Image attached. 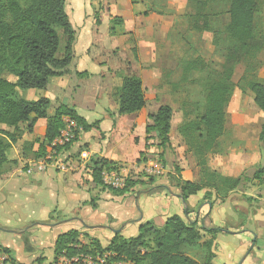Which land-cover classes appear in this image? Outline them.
Instances as JSON below:
<instances>
[{"label":"rangeland","instance_id":"rangeland-1","mask_svg":"<svg viewBox=\"0 0 264 264\" xmlns=\"http://www.w3.org/2000/svg\"><path fill=\"white\" fill-rule=\"evenodd\" d=\"M257 1L258 9L255 17L254 31L255 36L264 46V0ZM99 5H102V7L99 9L98 13H104L106 6H110V4H106L105 1L100 2ZM228 5V1L210 2L205 8L204 14L208 20L212 33L195 31L192 29V24H195L198 28H201L203 25V21L200 17L197 18L196 22L191 20V18L194 17L195 10L187 11L185 8L175 13L176 9L174 8L173 12L176 14L177 19L173 25L174 30L172 29L167 36L164 37L162 35V29L157 26H153V29H155L154 35L150 36L147 35V33H142L141 35L139 30L144 32V30H149V28L152 27L151 23L146 21L145 24H142L143 28H138V37H130L128 43L133 47L130 51L123 52V50L116 49L112 54V51L109 49L105 56H103V54L101 55V57H105L103 60L108 56L106 61H110V63L113 62V57H115L116 60L120 57L119 60H125V62H127V59L133 61L134 59L137 60L138 43L139 45L143 44L141 41L155 43L154 51L151 53L147 52L146 54L155 57L154 60L157 59L155 61L156 68L152 66L137 70L136 65H132V68L128 70L127 73H141L143 75L148 110L152 102H154V98H156L155 102L166 104L171 107L173 111L171 122L174 130L172 138L174 141L181 139L176 132V128L186 122L193 121L196 116L203 112L204 107L205 80L208 78V75L204 72H192L185 77L186 79L182 80V71L185 65L199 58L205 62L209 70L217 73L223 72L225 61V51L223 48L227 42L224 28L228 23ZM143 7L142 10H146L145 5H143ZM90 9V0H66L65 12L69 14L71 24L74 25V30L77 33L73 50V52H75L74 59L68 67L73 75L75 72L83 71H87L88 73H93L95 71L97 74L99 71L97 72L96 68H101L100 70H102L104 74L109 73L107 71L109 69V64L107 62L98 66L92 61L93 55H95L93 53H90L89 56L91 60L88 59L83 68H79L78 63H80L83 58L85 59L86 56V45L93 40V32L91 31L93 29V25H91L92 15L89 14V12H91ZM165 9V11L168 10V5L165 6ZM129 22L131 23V20ZM130 25L133 26L136 25V23H131ZM106 28V25H102L100 29L101 43L104 49H107L106 47L108 46V43L107 46L105 44L103 35ZM59 36L60 46L57 57L62 55L65 44V38L61 32H59ZM214 38L220 40L221 45L219 49L214 47ZM117 41L113 40L109 45H114ZM123 45L127 48V43ZM119 51L120 53H118ZM247 67L250 69L246 73ZM4 78L10 82H15L12 76L4 75ZM249 81H258L264 85V49L257 55L255 60H243L235 67L232 77L234 91L225 109V131L221 139L220 151L217 152V154L208 155L209 169L218 173L222 178L226 176L238 177L242 173L251 176L257 168L264 166V147L258 142V135L264 124V116L254 105L253 96L246 89V85ZM56 82L58 81L52 79L50 85ZM74 83L73 89H75V91L72 93L73 96H71V100H79L80 105H82L81 107H86V103H94L97 107L94 115H85L91 112L78 109V113L83 117H87L90 122H95L97 120L101 121L100 130L98 131L95 129L92 131L93 134L91 135L96 139L99 133L103 132V134L107 135V129L113 122L111 118H105L106 114L104 109L107 108L105 97L102 96V98L97 99V102L94 101L95 96H98L96 77H89L81 80L75 78ZM112 88L114 90L115 86L112 85ZM21 92L22 96L29 101L35 100L34 94H37V98L43 97L44 94L41 90ZM115 103L116 99L113 97L108 103V108L113 107ZM52 111L53 108L50 107L48 112L52 113ZM129 120H132L131 115L120 116V119L116 121L115 125L118 127L123 126L124 128L125 122ZM81 132H78V134L80 135ZM96 139H90L89 143L91 147L89 151H102L104 153L106 148L103 146L100 139ZM139 140L140 137H133V135L123 139L122 146L123 149L125 148L126 151H128L129 157L127 162L123 164V167L117 166L125 184L126 180H132V182H135L137 185L138 181L135 179H145L147 184L134 187H136V190L139 192H146L150 189V183H152L151 178L156 182H160L162 178L168 177L173 171L172 168L167 165L164 156L162 157L161 153L156 151L157 148L151 143V138L146 139L144 143L145 151L143 153L137 151ZM67 147H65V151L70 150L72 146L66 149ZM83 150L88 153L85 147H82L80 152ZM78 152L79 151L75 153V156H78ZM180 157L181 159L178 160ZM73 159L74 158H72V160ZM68 161H66V163ZM86 162L89 163V161ZM170 162H173V165L178 169L177 176L179 179L181 178V172L178 167L179 163H187L193 173V179L196 178V170L198 168L196 167L194 157L190 155L189 152H174V156L170 159ZM79 163H82V161L79 160L78 164ZM150 164L159 168L160 173L157 176H152L146 171ZM121 169L123 170L121 171ZM198 176L200 177L199 173ZM52 178L50 188L45 185L39 188H29L28 190L31 189V192H27L25 187L13 189V184H10L5 190L3 188L2 191L0 190V192H3L2 196L6 199L5 201H0V227L3 225V227H7L6 229L11 228L10 231L16 229L17 233L22 232L21 235L23 240H26L29 243V247L37 254L42 253V247H47L51 241V236L45 231L44 227L37 225H51V220L48 219V215L53 210L57 211L58 216L65 214L68 209H71L72 214H70L69 219H80L79 221H83L85 215L82 205L77 203L72 204L70 200H67L66 194L71 189L70 180L66 179V177L60 179L59 175L56 173H53ZM61 187L63 189L59 190ZM105 188L113 190L107 187ZM157 196L160 197V193L156 196L155 194H141V198L136 203V206L143 207L145 205L144 203L150 205V207L146 206L147 210L144 208L140 210L144 217L149 215L148 210L152 208L153 201H155ZM232 196L229 204H227V201L225 206H218V212L215 215V219H213V228L233 229L234 232H230V230H225L223 233L217 232L215 236V249L219 255L214 258L212 264H264V177L262 182L252 181L246 189L236 190ZM71 207L76 208L75 211L78 212V214H73V209ZM140 217L141 214L139 213V218ZM155 227L159 228L158 226ZM4 229L0 228V230L7 231ZM119 230L120 228L117 231ZM243 230L250 232L253 238L248 239L245 234H243ZM95 233L96 236L100 235L98 231ZM122 234L126 238L134 237L138 235V227L130 225ZM12 237L15 238L13 243L15 247L22 246V239H18V237L16 239L14 235H8L7 233L3 234L0 231V240H10ZM98 237L103 243L106 242V239L101 235ZM84 242L85 244H89L92 242V239L84 235V237L80 239V243L83 244ZM13 249L15 248L13 247ZM47 251L48 250L45 252ZM185 253L199 263H202L203 252L201 249H196L195 251L186 250Z\"/></svg>","mask_w":264,"mask_h":264},{"label":"trees","instance_id":"trees-1","mask_svg":"<svg viewBox=\"0 0 264 264\" xmlns=\"http://www.w3.org/2000/svg\"><path fill=\"white\" fill-rule=\"evenodd\" d=\"M188 1L191 10H195L191 20L196 22L200 17L203 21L201 28L192 24V29L211 33L212 30L204 14L205 8L210 2H229L228 23L224 28L227 42L223 48L225 51L223 72L209 70L205 62L199 58L185 65L182 80L192 72H204L208 78L205 80L203 112L193 121L186 122L177 129L187 151L194 157L200 175L198 183L176 182L179 197L186 201L190 196L203 192L202 202L212 207L213 203L226 200L229 193L246 189L252 181L262 182L264 177V166L257 168L251 176L242 173L236 178H222L208 167V155L220 151L221 139L225 131V109L234 91L232 77L235 67L243 60H255L264 46L259 42L254 31L257 0ZM65 4L66 0H0V125L6 128L0 130V173L10 163L7 158L9 150L18 143L24 133L32 134L36 122L40 119H47V125L39 149L34 153L37 158L45 154L46 146L50 145L64 128L63 118L75 121L83 132L98 125V122L87 124L75 110L62 105L55 109L53 116L48 117L47 111L50 107L48 99L28 101L19 95L20 91L44 90L50 79L63 77L67 73L66 68L73 60L72 47L75 33L65 12ZM110 23V33L114 37L120 31L118 29L122 22L113 18ZM59 32L65 38L61 57H57L60 46ZM220 45V40L216 38L214 47L219 49ZM249 69L246 68V73ZM4 75L12 76L15 82L8 81ZM246 89L252 94L254 105L264 116V85L258 81H249ZM113 97L118 106V116L138 113L146 105L143 82L137 76L122 78L121 85L113 92ZM172 113L170 106H160L156 113L148 116L151 124L146 126L145 131L147 134L151 132L156 134L157 147L162 151L161 156H164L167 165L177 175L178 169L173 162H170L174 156L169 137ZM24 124L26 127L21 130L20 125ZM78 135L77 132L72 144L78 141ZM35 142L38 143L39 140L35 139L28 144L24 148L25 152L29 153L31 151L29 146ZM258 142L264 147V124L258 135ZM89 165L93 181L103 187L101 172L118 170L114 162L105 159L91 158ZM134 186H136L135 182L126 180L123 189L111 191L123 196ZM216 231L207 230L210 234ZM75 247L78 251H74ZM196 249H201L203 252L202 263L185 253L186 250ZM63 250H67L70 254L110 251L118 258L130 260L134 264H212L215 257L213 240L202 242L196 222L186 221L177 215L166 219L161 228L155 227L150 222L141 225L138 235L134 238L114 235L104 248L95 240H92L89 246L82 245L78 232L69 231L57 238L54 246L55 259ZM8 253V250L0 249V254L6 255L11 264Z\"/></svg>","mask_w":264,"mask_h":264},{"label":"crops","instance_id":"crops-1","mask_svg":"<svg viewBox=\"0 0 264 264\" xmlns=\"http://www.w3.org/2000/svg\"><path fill=\"white\" fill-rule=\"evenodd\" d=\"M105 1L106 4H110V6H106L105 12H99V9L102 7V5H99L100 2ZM161 3V4H160ZM143 5H145L146 10H142ZM168 5V10L165 11V6ZM177 5V6H176ZM90 10L89 14L92 15V22L91 25H93V29L91 30L93 33V40L90 41V43H87L86 45V56L85 59L83 58L79 64V68H83L84 64L87 63L88 59H90V53H93L94 57L92 58V61L96 63V65H103L105 64L106 59H108L106 56V59L103 60L106 53H108V50L110 49L112 54L115 52L116 49L123 50V52L130 51L133 47L130 46V43H128L131 36L138 37L139 31L142 35V33H147V35H154L155 29H153V26L160 27L162 29V35L165 37L168 35V33L173 29V25L176 18L177 11H182L186 8L187 11H191V5L188 0H138L135 2H132L131 0H90ZM98 8V9H96ZM144 8V7H143ZM176 9V12H173V9ZM148 9V10H147ZM108 10V12H107ZM143 11V12H142ZM175 11V10H174ZM98 13V14H96ZM67 14V13H66ZM70 24L71 19L69 17V14H67ZM90 16V15H89ZM113 18H117L121 20L122 24L121 27L118 29L120 31L117 32L116 36L112 37L110 33V27H111V20ZM131 20V23H136V25H130L129 22ZM147 22L151 23V26L149 30H142L138 31V28L142 27V24H145ZM82 24V22H81ZM155 24V25H154ZM102 25H106V31L104 32V39L105 44L107 46V49H104L102 46L101 41V34L100 29ZM72 29L75 33V40L72 47V53H73V59H74V44L76 41V31L74 30V25L71 24ZM143 28V27H142ZM157 29V28H156ZM174 30V29H173ZM80 37V36H79ZM113 40L117 41L114 45H109V43H112ZM141 41V40H140ZM124 43H127V48L124 47ZM143 43L142 45H139L137 47L138 56L137 60H128L125 62V60H116L115 57L112 59V63L107 62L109 64V69L107 70L109 73L104 74L101 68H96V71L99 73H88L87 71L83 72H75L73 75L72 71L66 68L67 73L63 77L59 78H52L54 80H57L58 82L50 85V82L52 79L49 80L48 85L46 89L41 90L43 91V97L37 98V94H34L35 100L37 101L41 98H46L50 102V107L53 108L52 113H49L47 111V116L51 117L54 114V111L59 106H67L68 108H71L76 111V113L82 117L87 124H93L95 122H98V125L92 127L87 132H81L80 135H78V141L75 142L73 145H71L70 150L62 151L61 155L56 157L53 163L46 162L47 167L43 171H37L35 169V164H38L40 162H44L48 156V153L50 151L49 146L47 145L45 148V154L37 158L34 153L38 151L41 141L43 140L44 134H45V128L47 125V119H40L36 122L34 126V130L32 134L24 133L22 135V138L18 141L17 144L12 146V148L7 153V158L9 160V164H7L2 172L0 173V190L2 191V188L5 190L8 185L13 184V189H18L19 187H25L27 189V192H31V189L29 188H39L42 186H51L52 182V176L53 173H56L59 175L60 179L65 178L70 180L71 189L66 194L67 200H70L72 204H80L84 208L85 215L83 218V221H79L78 219L70 218V214H72L71 209H68L65 214L58 215L57 211L53 210L49 215L48 219L51 220V225H37L44 227L45 231L48 232L51 236L50 244L47 247H42L40 254H37L33 252V250L29 247V243L26 240H23L22 232H16V229H13L14 231H10V229H6L7 227H3L1 225L0 228L7 230L3 231L0 230L3 234L7 233L8 235H14V237H18V239H22V246H16L13 244L15 238H11L10 240H0V249L8 250V256L11 259V264H53L55 260V253H54V246L57 238L65 234L69 231H76L79 234V240L84 237V235L87 237L89 236L92 240L97 241L101 247H106L111 238L114 235L119 234L121 237L126 238L123 236L122 232H124L125 229H128L130 225H134L135 227H139L145 223H152L154 226H158L161 228L166 219L170 218L171 216L177 215L181 217L182 219L190 222H196V227L201 235L202 242L213 240V252L215 257H217L219 254H217V250L215 249V236L217 232H224L225 230H230V232H234L233 229H218L213 228V219H215V215L218 212V206H225L226 202L227 204L232 199V195L234 192L229 193L228 198L224 200L223 202H216L213 203V206L210 207L209 204L206 202H202L203 198V192L198 193L195 196H190L186 201H183L179 196V190L177 188L176 182L177 181H187V182H193L198 183L200 177L198 176V170H196V178L193 179V173L191 169L188 167L187 163H179L178 167L180 169V175L181 178L179 179L177 175L174 174V172L170 173L168 177L162 178L160 182H156L154 179L150 183V189L146 192L142 191L139 192L136 190V187L131 189V191L123 196L116 195L111 190H108L104 188L103 186H98L93 181L92 177V171L91 167L88 162L79 163V157L75 156V153L79 151L80 147H85L88 150V153L90 154L91 158L95 159H105L107 161L114 162L118 166H124L123 164L127 162L129 154L126 149H123L122 143L123 139L128 136L133 137H140V140L137 145V151L140 153H143L144 150V143L147 138H151V143H153L156 146V151L161 153L162 151L157 147V138L156 134L154 132H151L149 134L146 133L145 128L146 126L150 125L151 122L148 120V116L156 113L158 108L162 105L166 104H159L156 101V98H154V102H152L151 107L149 110L147 109L148 103L146 102V105L144 109H142L140 112L132 114L131 119L129 121H126L124 128L123 126H116V121L120 119V116L117 115L118 106L117 103L114 104L113 107L108 108V103L113 99V92L116 88H118L121 85V80L124 77L128 76H137L140 77L143 82V75L140 74H129L127 73L128 70L132 68V65H136L137 70H141L144 68L152 67L156 68L155 66V57L149 56L146 53L152 52L155 49V43L149 42V41H141ZM129 44V46H128ZM136 51V52H137ZM120 53V51L118 52ZM116 53V54H118ZM147 56H146V55ZM121 55V54H120ZM62 56V55H61ZM60 56V57H61ZM102 58V59H101ZM91 60V59H90ZM101 60V61H100ZM73 62V60H72ZM71 62V63H72ZM70 63V64H71ZM124 72V73H122ZM143 72V71H142ZM89 77H96L97 82V88H98V96H95V102H97V99L102 98V96L105 97L106 106L107 108L104 109L105 111V118H111L112 124L110 127H108L107 132L108 134L105 135L102 133H99L97 136V139H100L103 143V146L106 148V151L103 153L102 151L96 152V151H89L91 145H90V139H96L91 134L92 131L100 130L101 121L97 120L95 122H90L87 117H83L78 113V109L81 111L91 112L85 115H94L96 112V105L94 103H86V107H81L80 101L71 100V96H73V92L75 89L74 82L75 78L78 79H84ZM112 85L115 86V89L113 90ZM31 91V90H27ZM26 92V91H24ZM102 92V93H101ZM22 92H19L20 97L25 99L22 94ZM35 93V92H34ZM55 95V96H54ZM146 99V95H145ZM26 100V99H25ZM147 100V99H146ZM29 101V100H28ZM169 106V105H168ZM49 107V108H50ZM84 108V109H83ZM86 108V109H85ZM63 118V123H64ZM123 121V120H122ZM26 127V125H20V129L23 130ZM176 128V132H177ZM0 130H6L4 126L0 125ZM174 130L172 127H170V142L171 146L174 149V152L176 153H182V152H188L187 147L183 144L182 139L180 140H173L172 134ZM178 134V133H177ZM180 137V136H179ZM39 140V142L33 143L31 147V151L25 152L24 148L30 144L33 140ZM96 139V140H97ZM135 139V138H134ZM147 144V142H146ZM108 147V150H107ZM152 153V152H149ZM77 155V154H76ZM190 155H192L190 153ZM74 158L72 160V158ZM77 157V158H76ZM181 157L178 159L180 160ZM68 161L66 163V161ZM16 162V163H15ZM209 167V163H208ZM29 170H31L30 173ZM123 169H121L122 171ZM226 177H232V176H226ZM236 178V177H233ZM138 181V185L141 184H147L145 179H135ZM176 181V182H175ZM145 182V183H143ZM25 189V190H26ZM61 187L59 190H62ZM23 191V190H22ZM75 191V192H72ZM169 191V192H168ZM16 193V192H14ZM20 193V192H19ZM23 193V192H22ZM160 193V197L157 196L155 201H153L152 208L148 210V214L146 217L142 214L140 210L143 208L146 209L147 207H150V205L147 203H144L145 205L143 207H137L136 203L140 200L141 194H155L158 195ZM3 192H0V201H5V197L2 196ZM140 194V195H139ZM73 209V214H78V212L75 211L76 208L71 207ZM215 209V211H214ZM147 210V209H146ZM78 211V210H77ZM139 213L141 214V217L139 218ZM155 214V215H154ZM82 220V219H81ZM147 221V222H145ZM75 222V223H72ZM120 228V230L117 233H114V231H117ZM245 228V227H241ZM217 230L216 233L210 234L207 232V230ZM96 231L99 232V234L106 239V242L103 243L98 236H96ZM95 233V235H94ZM242 234V233H241ZM237 234V235H241ZM243 234L248 239L253 238V235L243 230ZM137 236V235H136ZM134 236V237H136ZM129 237V238H134ZM128 238V239H129ZM3 242V243H2ZM82 245H90L85 244V242ZM247 246V245H246ZM13 247L15 249H13ZM48 250L47 252H45ZM50 253V254H49ZM48 254V255H47ZM214 257V258H215ZM214 260V259H213ZM213 262V261H212ZM243 264V263H241Z\"/></svg>","mask_w":264,"mask_h":264},{"label":"built area","instance_id":"built-area-1","mask_svg":"<svg viewBox=\"0 0 264 264\" xmlns=\"http://www.w3.org/2000/svg\"><path fill=\"white\" fill-rule=\"evenodd\" d=\"M82 129L77 126L75 121L65 118L64 128L60 131L58 137H56L49 146V153L44 162L35 164V169L37 171H43L46 169V162L53 163L55 158L61 155V150L64 152L65 147L71 145L77 132H81ZM74 144V143H73ZM72 144V145H73ZM90 154L86 151H81L79 153V160L82 162L90 161ZM147 172L152 176H157L160 173L158 167L150 166L146 169ZM29 170L28 173H30ZM102 183L105 187L113 190H121L125 186L124 179L118 170H103L100 174ZM74 251H78L76 247ZM0 264H10L9 259L6 255L0 254ZM53 264H134L132 261L118 258V256L110 251L100 253L98 251L94 252H75L70 254L67 250H63L59 256L56 257Z\"/></svg>","mask_w":264,"mask_h":264},{"label":"water","instance_id":"water-1","mask_svg":"<svg viewBox=\"0 0 264 264\" xmlns=\"http://www.w3.org/2000/svg\"><path fill=\"white\" fill-rule=\"evenodd\" d=\"M118 231H114V233H117ZM241 264V263H240Z\"/></svg>","mask_w":264,"mask_h":264}]
</instances>
